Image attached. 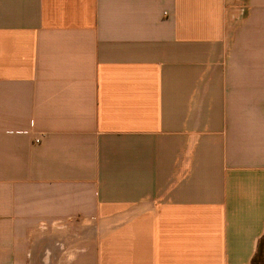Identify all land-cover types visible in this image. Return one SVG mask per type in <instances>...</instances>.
I'll list each match as a JSON object with an SVG mask.
<instances>
[{
	"label": "crops",
	"instance_id": "crops-1",
	"mask_svg": "<svg viewBox=\"0 0 264 264\" xmlns=\"http://www.w3.org/2000/svg\"><path fill=\"white\" fill-rule=\"evenodd\" d=\"M0 264H264V0H0Z\"/></svg>",
	"mask_w": 264,
	"mask_h": 264
},
{
	"label": "built area",
	"instance_id": "built-area-1",
	"mask_svg": "<svg viewBox=\"0 0 264 264\" xmlns=\"http://www.w3.org/2000/svg\"><path fill=\"white\" fill-rule=\"evenodd\" d=\"M34 141H35L36 144L41 143L42 138L41 137H37V138H35Z\"/></svg>",
	"mask_w": 264,
	"mask_h": 264
}]
</instances>
